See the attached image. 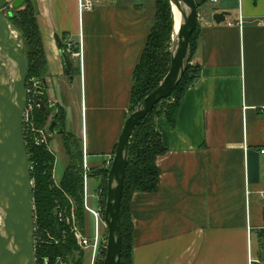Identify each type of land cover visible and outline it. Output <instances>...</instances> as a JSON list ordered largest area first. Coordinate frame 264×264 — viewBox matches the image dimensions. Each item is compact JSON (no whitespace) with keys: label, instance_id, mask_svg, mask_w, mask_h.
<instances>
[{"label":"crops","instance_id":"1","mask_svg":"<svg viewBox=\"0 0 264 264\" xmlns=\"http://www.w3.org/2000/svg\"><path fill=\"white\" fill-rule=\"evenodd\" d=\"M34 1L45 96L64 112L61 128L82 145L89 167H106L129 116L132 75L154 25V0H91L92 9L82 13L78 0ZM238 6L219 25L211 20L216 10L204 13L192 59L198 80L184 93L174 127L155 122L166 152L156 159V189L130 201L132 264L264 259V0ZM59 42L79 54L64 51L69 74ZM54 127L49 142L61 148L65 141ZM93 181L99 188L101 180Z\"/></svg>","mask_w":264,"mask_h":264},{"label":"trees","instance_id":"2","mask_svg":"<svg viewBox=\"0 0 264 264\" xmlns=\"http://www.w3.org/2000/svg\"><path fill=\"white\" fill-rule=\"evenodd\" d=\"M210 0H197L199 7H204ZM156 14L154 25L147 36V43L143 49L142 56L135 66L132 75V87L130 91L129 115L134 111L151 92L157 89L163 82V78L169 71V63L173 36V16L170 8V0H154ZM11 12V11H10ZM37 6L34 0H24L21 9L11 12L9 21L17 28L24 41V56L27 62L28 77L42 80L46 77V60L43 50V42L37 25ZM199 24L191 35L188 48V56L185 62L184 74L177 87L170 96L163 99L153 111L143 120L136 124L130 137L127 148V166L122 190V201L120 205V227H121V263L132 264L133 251V226L129 205L133 195L137 193L153 192L158 185L159 171L156 168V159L165 155L160 135L156 129V120L161 118L171 127L175 126L178 107L185 95L198 80L200 67L191 66L190 63L196 53L199 42ZM59 46L62 47L61 42ZM47 101V100H46ZM45 103V102H44ZM58 120L62 125L64 112L57 109ZM49 109L33 108L29 123L23 124V139L29 158L31 180L33 181L32 200L35 208V229H36V255L39 258L38 264H54L56 257L70 261L71 264H84V255L79 251L72 235L68 234L64 243L60 242L63 232L69 228L58 222L54 213L57 205L70 207L67 195L72 199L75 214L81 227L84 226L86 215L82 203V145L71 138H65L66 156L69 163L64 168V174L60 181V187L56 188L52 181V168L54 157L48 153L46 146L38 144L36 138L39 130L47 128L51 116ZM108 169H93L91 177L101 180L99 193L100 205H106L107 175ZM264 241V230L260 233ZM59 241V244L50 242V238ZM264 246V242H263ZM105 250L100 252L98 264H103ZM264 264V263H262Z\"/></svg>","mask_w":264,"mask_h":264},{"label":"water","instance_id":"3","mask_svg":"<svg viewBox=\"0 0 264 264\" xmlns=\"http://www.w3.org/2000/svg\"><path fill=\"white\" fill-rule=\"evenodd\" d=\"M23 4L24 0H15L12 11L20 9ZM171 5L177 8L181 24L172 36L169 71L160 86L127 117L108 168L104 209L107 244L103 264L121 263L120 205L130 137L136 124L177 87L184 74L191 35L198 25L200 7L197 0H170ZM238 5L239 0H219L211 20L216 25L224 23L225 18L239 8ZM4 8L5 0H0V264H35L33 186L23 139L24 112L28 103L25 83L29 70L23 55L21 33L9 21L11 12L7 16L2 13ZM61 54L66 74H69L68 57L64 51ZM54 126L63 134L62 128L54 121L48 124V131L57 134Z\"/></svg>","mask_w":264,"mask_h":264},{"label":"built area","instance_id":"4","mask_svg":"<svg viewBox=\"0 0 264 264\" xmlns=\"http://www.w3.org/2000/svg\"><path fill=\"white\" fill-rule=\"evenodd\" d=\"M219 0H210V3L212 5H217ZM93 7V2L91 0H78V9L80 12H86L88 10H91ZM201 20L200 15H198L197 21ZM239 23L242 24V20L239 17L238 18ZM230 25V24H229ZM68 47H70L68 45ZM65 53L71 54L72 56H79L78 52H72L70 48L66 49ZM28 96V103L27 108L24 112V121L23 124L29 123L30 115L35 107V99L31 97V94L29 92H26ZM38 106V105H37ZM39 134L41 136V143L46 144L45 141V135L47 134V130H40ZM261 155L264 156V151H261ZM83 169L87 171L86 167V158L84 157L83 160ZM84 177V184H85ZM86 186V184H85ZM263 197H264V193ZM84 206L83 211L86 215V221L83 227L79 225V222L77 220V216L75 214L74 207L72 206L70 209L62 210L58 208L55 211V214L57 216L58 222L66 225L69 228V231L63 232L61 235L60 242L64 243L66 240V237L68 234L72 235L74 238L75 243L77 244V247L80 252L83 253V257L88 260V264H98V261L100 260V252L101 250H105L106 248V239H107V227L104 221V209L100 202L98 201L96 206H92L89 202V199L87 198V195H84ZM50 242L54 244H59V241L50 238ZM36 244H38L36 240ZM45 262L48 264L49 260L45 259ZM54 264H71L70 261H65L63 258L56 257L54 260ZM249 264H257L256 261L250 260Z\"/></svg>","mask_w":264,"mask_h":264},{"label":"flooded vegetation","instance_id":"5","mask_svg":"<svg viewBox=\"0 0 264 264\" xmlns=\"http://www.w3.org/2000/svg\"><path fill=\"white\" fill-rule=\"evenodd\" d=\"M30 81L32 82V84H30ZM43 81H44V79H42V80H38V79H34V78H32L31 80H28L27 79L26 80V83H25L26 84V92H29L31 94V97L35 99V107L34 108H38L39 107L42 110H47V109L50 110V112L52 114H51V116L49 118L48 123L50 121H55L61 127L60 122L58 120V115L56 113L57 112V108H55V105L52 102L48 101L47 98H46V96H45L46 84H45V82L43 83ZM40 96H41V98H40ZM27 99H28V96H27ZM42 106H43V108H42ZM47 128H46V130H47ZM39 131L37 132L38 133V136L36 138V142L40 145L42 143L40 142L41 141V136L39 134ZM61 137H62V141L63 140L65 141V138L68 137V136L65 135V132L63 131V134L61 135ZM49 138H50V133L47 130V134L45 135V141H44L46 144H42V145L46 146V149H47L48 153H50L54 157V163H53V168H54L56 156H54V154H53V152H52V150L50 148V142H49L50 139ZM65 142L63 143V146L60 148L62 150V152H64L63 153L64 156H66V150H65V145H64ZM82 155H83V152H82ZM84 157H85V155H83V160H84ZM66 158L68 159V156H66ZM83 160H82V170H83V172H82V182H81V184H82V196H81V199H83L84 198V195L86 194L87 195V198L89 199V202L91 203V205H92V202L95 200L94 206H96L97 203H98V201L100 202L99 193L101 191L100 188H101V185L102 184L100 183L101 185H100L99 188L97 187L95 190H93V191L91 190L89 183L91 181L95 180L96 178L95 177H93V178L91 177V174H92L93 170L89 167L87 161H86L87 171H85L83 169ZM68 163H69V161L67 160V164ZM29 166H30V163H29ZM109 167H110V165H107L106 167H102L100 169H106L107 170ZM53 168H52V181H53V185H55L56 188H59L60 187L59 184H60V181H61L62 178L60 179V181L58 183L55 182V180H54V174H53L54 173ZM84 177H86V179H85L86 186L84 184ZM31 182H32V186H33V181L31 180ZM33 188H34V186H33ZM65 197H66V199H68V202H69V206L70 207L68 209H70L72 206L74 207V203H73L72 199H70L67 195H65ZM82 201H83V203H82V207H83L84 206V199ZM58 208H60L62 210H65V209H67V206L66 205L65 206L57 205L55 207L54 213H55V211ZM74 210H75V208H74ZM34 212H35V208H34V204H33V215H34ZM33 223H34V229H35V215H34ZM33 244H34L35 264H38L39 263L38 262L39 261V258H37V255H36V245H37L36 244V229H35V235H34V242H33ZM44 264H47V263L44 261Z\"/></svg>","mask_w":264,"mask_h":264},{"label":"rangeland","instance_id":"6","mask_svg":"<svg viewBox=\"0 0 264 264\" xmlns=\"http://www.w3.org/2000/svg\"><path fill=\"white\" fill-rule=\"evenodd\" d=\"M15 0H5V8L3 9L2 13L7 16V14L9 13V11L12 12V9H11V5L12 3L14 2ZM134 1L135 3H143L145 4L146 2H149V3H152V0H132ZM128 2H130V0H128ZM208 4V3H207ZM210 4V5H209ZM209 4L208 6L204 5V7L200 8L198 10V15H200V18H202V16H204L205 14L204 13H209L210 11H214V10H217V6L216 5H212L209 1ZM212 5V6H211ZM214 6V7H213ZM21 9V8H20ZM200 13V14H199ZM199 22V21H198ZM199 24V23H198ZM70 46V45H69ZM70 48L71 49V46L68 47L67 45L64 47V51H66V49ZM23 55H24V52H23ZM26 59V58H25ZM191 66H195L196 64H194L192 61L190 63ZM31 80V79H30ZM30 84H32V82L30 81ZM50 139V138H49ZM56 141V139H55ZM50 148L54 154V156H56V160H55V164H54V168H53V171H54V180L56 183H58L60 181V179L62 178V175L64 173V168L65 166L67 165V159H66V156H64V152L62 153L61 149L59 148V145H56L55 142H53L52 144H50ZM92 182V181H91ZM89 183L90 184V188L91 190H95L97 188V184H95V181H93V183ZM95 204V200L92 202V206H94ZM264 255V246L262 247V251H261ZM264 263V259L262 260L261 264ZM84 264H88V260L86 258H84Z\"/></svg>","mask_w":264,"mask_h":264},{"label":"bare ground","instance_id":"7","mask_svg":"<svg viewBox=\"0 0 264 264\" xmlns=\"http://www.w3.org/2000/svg\"><path fill=\"white\" fill-rule=\"evenodd\" d=\"M171 11H172V16H173V22H174V27H173V34H176V32L178 31L179 27H180V14L177 10V8H175L173 5L170 6Z\"/></svg>","mask_w":264,"mask_h":264}]
</instances>
